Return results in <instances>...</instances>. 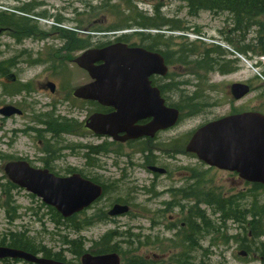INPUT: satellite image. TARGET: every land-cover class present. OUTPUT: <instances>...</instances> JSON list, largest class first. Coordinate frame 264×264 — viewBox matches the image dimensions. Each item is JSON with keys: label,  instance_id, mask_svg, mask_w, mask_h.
<instances>
[{"label": "rangeland", "instance_id": "rangeland-1", "mask_svg": "<svg viewBox=\"0 0 264 264\" xmlns=\"http://www.w3.org/2000/svg\"><path fill=\"white\" fill-rule=\"evenodd\" d=\"M157 3L158 1L147 0H0V11L25 16L32 24L34 23L33 37L37 38L25 43L29 50H22V46L14 43L13 38L8 34L0 36V68L5 65L2 61L7 59L8 70L16 74L18 83H29L31 87L29 92H22L20 95L9 91L3 93L4 85L9 84L0 76V107L12 104L21 107L24 111L21 116L14 115L7 118L0 115V239L9 238L10 233L24 234V237L32 241L33 247L38 249V255L42 256L43 252L47 251L51 254L60 252L64 260L80 264L79 258L70 252L69 244L63 243L79 239L84 243L83 249L87 250L103 235L113 231L114 234L109 239L117 248L116 252L121 257V264H134L141 258L144 259L145 264H180L178 259L182 257L186 258L187 264L259 263L261 250L264 249L262 245L264 236H253L246 221L251 206L263 205L264 189L253 186L234 172L208 168L197 163V158L192 154H183L185 143L192 132L207 121L244 111L264 114V54L258 53L260 49L257 47L259 45L256 39L257 33L251 28L245 31L244 35H240L241 43L250 44L252 49L243 54L227 42V39H231L237 45L239 39L237 33L229 31L231 21L227 13L214 15L208 11H201L198 16H190L184 2L162 0L157 15L154 10V5ZM20 7L28 9L29 15L17 10ZM115 7L125 11L120 15L113 12ZM133 7L145 16H156L155 21L158 24L163 22L160 18L171 22L159 29H139L134 25V20H131L128 22L131 24L129 27L117 31L91 32L98 28H111L124 24L122 18L127 15L134 19L136 11ZM131 8L133 12L129 11ZM57 19L60 21L57 22ZM166 27L178 29L168 30ZM55 29H60L62 34L67 32L76 34L77 36H74L76 39H89L90 46L114 42L120 35H126L127 39L118 41L129 45H149L155 41V46H160L159 49L168 54L170 63H167V75L177 81L178 86L176 90L167 92V102L180 110V118L168 133L176 136L173 137L172 142H166L161 147L167 155L173 148L180 149L182 154L172 159L166 155L161 157L160 162L169 168L171 174L167 177L160 176L154 181V190L158 192L154 199L145 191L151 183V175L142 167L130 166L126 171L127 176L123 177L121 168H124L123 163L127 160L125 155H130L132 161L140 163L141 156L135 153V149L120 147L107 138L94 137L86 130L82 133V138L76 137L77 134L68 133L62 134L61 138L53 141L50 134L41 131L45 129L41 123L52 121L57 117L56 115L67 116L69 119L74 117L77 124L71 121L73 127L80 129L82 121L94 109L89 103L77 109H73L71 103L64 99H60L61 102L57 103L56 97L39 87V84L46 81L47 76L46 63L38 62L39 53L47 51L51 43L58 44L66 39L62 34H54ZM156 35H162L161 39H157ZM180 46L191 50L185 54L188 60L198 59L206 54L209 58L217 59V65L212 70H196L192 73L191 65L177 61L180 55L176 51ZM81 51H68L69 57L73 59ZM36 53L37 55H34ZM227 61L232 62L227 65L229 71L227 68L224 72L217 70ZM59 76L61 78L55 77V80H58L61 93H68L72 88L89 80L88 75L77 68L72 61L64 63ZM236 82L250 86L249 93L240 100H234L229 92V86ZM188 103H197L198 110L192 112L185 108ZM34 117H37V122L34 121ZM84 142L88 146H102L101 148L107 153L96 154L98 156L95 162L101 165L99 168L84 166L86 151L77 150L76 156L71 155L64 160L63 157L59 160H51L53 158L49 153L56 149L57 156L64 144L73 149L77 143ZM114 151L123 155L117 157ZM61 152L72 154L64 148ZM16 158L24 159L35 167H43L44 162L48 160V165L60 175H66V166L74 168V171L83 176L96 178L105 184L106 193L92 208L85 213H79L72 222L56 224L52 207L43 203L40 198L16 185L15 188L10 186L7 189L8 179L4 174L3 166L5 162ZM192 176L193 189L187 191V194L176 196L178 210L172 209L166 212L161 225L150 230L148 213L155 212L162 202L170 199L166 192L168 188L189 184ZM198 193L202 195L218 193L225 199L232 198L233 201L226 205L234 206L235 213L225 216L215 206L202 201L197 202L195 196ZM8 197L9 202H7ZM116 199L129 204L130 211L126 215L108 217L107 210L110 203ZM11 207L16 210L13 218L6 212V209ZM181 207L183 210L181 220L188 222L187 219H190L191 223L197 224V233L190 235V241H187L185 236L190 234L188 228L181 229V235L178 237L180 246L176 249L171 248L169 253L161 251L159 248L163 246L158 241L172 235L171 231H166L164 225L170 224V214H178ZM147 209L149 211H146ZM190 209L196 214L195 217L187 214V210ZM198 211L202 216L198 217ZM73 224L80 227L79 231L71 227ZM116 232L125 236L119 237ZM146 235L157 236V238L151 237L154 245L146 244L144 238ZM241 243L249 247L246 258L237 253ZM166 244L168 246L169 243ZM0 264H27V262L9 260L0 261Z\"/></svg>", "mask_w": 264, "mask_h": 264}, {"label": "water", "instance_id": "water-1", "mask_svg": "<svg viewBox=\"0 0 264 264\" xmlns=\"http://www.w3.org/2000/svg\"><path fill=\"white\" fill-rule=\"evenodd\" d=\"M73 61L91 79L87 84L76 88L74 96L113 108L111 112L94 113L86 119V127L94 133L115 138L117 133L125 132L119 138L125 141L153 135L156 130L169 128L178 121L179 110L164 105L158 90L149 86L148 77L151 74L165 75L168 72L159 52L115 42L86 49ZM97 62L100 63L96 64ZM249 89V85L243 82L229 86L230 94L235 100L247 95ZM20 113L12 105L0 108V114L7 117ZM143 118L152 119L146 125H135ZM185 151L194 153L209 166L236 172L245 181L264 185V114L245 111L208 121L192 133ZM151 169L161 172L156 167ZM3 170L12 183L39 197L64 218L87 208L102 195L100 185L77 173L57 176L47 169L32 167L25 160L9 161L3 166ZM128 210L127 204L115 203L108 214L118 216ZM244 254L245 251L239 252V255ZM1 259H21L33 264H70L2 245ZM80 262L120 264V256L116 252L95 255L85 252L80 256Z\"/></svg>", "mask_w": 264, "mask_h": 264}, {"label": "flooded vegetation", "instance_id": "flooded-vegetation-1", "mask_svg": "<svg viewBox=\"0 0 264 264\" xmlns=\"http://www.w3.org/2000/svg\"><path fill=\"white\" fill-rule=\"evenodd\" d=\"M53 33L54 34H62L60 29H55L53 31ZM3 34H8V36H11L7 29H4V30H2L0 32V36H2ZM65 35L68 38V36H70V32H67ZM33 36L34 35H33V32H32L29 35H26L24 37L22 36L21 39H19V40H13V41H14V43H17L18 45L22 46V50H29L25 46V43H29V42H32L33 40L37 39L36 37L34 38ZM74 36H77V35L73 34V37ZM118 38L119 37H117L114 42H117ZM56 44L57 43H51V45L48 47V49H46L47 51H45L44 53L40 52L38 57H37L38 58V62H40V63L44 62V64L46 63V67H45L46 72L45 73H47L46 81L44 83L39 84L40 89L48 92L51 96L56 97L57 98V101H56L57 103L61 102V101H59L60 99H64L65 101L71 103V107L73 109H77V107L81 108L82 105H85V104L89 103V104L93 105V108H94L91 114H94V113H108V112L113 111V108L101 105L97 101L84 99V98H78V97L74 96L73 93H74L76 88H78V87H80L82 85H85V84H87L88 82L91 81L89 76H88L89 80L87 82L82 83V84L72 88L68 93H61V91H60L61 89H60L58 80H55V77H57V78L60 77L61 78V76H59V74L63 70V65H64L65 62L72 61V63H74V65H76V63L73 61L74 58L71 59L69 57L68 51H70V48H71V45H72V43L70 41H67L66 39H63L61 41V43H58L57 45ZM108 44H110V43H108ZM135 45H138V44H135ZM140 46L144 47L143 45H140ZM98 47H102V46L97 45V46H90L88 48H98ZM147 50H150V49H147ZM150 51L159 52L163 56L162 51H157V50H150ZM34 55H37V53L34 54ZM163 58H164V61H165V57L164 56H163ZM2 62L5 63V65H3L2 68H0V76L3 77L9 84V85H7V84L4 85L2 92L3 93H5V92L8 93V91H9V93H15L16 95H20L22 92H29L30 89H31L30 84L29 83H26V84L18 83V81H17L18 78H17L16 74L13 73V72H10L8 70V67H7L8 60L6 59V60H4ZM99 63L100 62H97L96 64H99ZM76 67L79 68L80 70L84 71L88 75V73L84 69L80 68L78 65H76ZM148 81H149L150 88L158 90V95H159V97L161 99H163L164 105L171 106L167 102V92L173 91L174 89L176 90V88L178 86L177 81H175L174 79H171L167 74H165V75L151 74L148 77ZM48 83H52V85H48ZM22 85H25V86L23 88H21ZM6 105H12V104H5L3 106H6ZM3 106H1V107H3ZM12 106H15V105H12ZM15 107L18 108L21 111V113L20 114H13L11 116H14V115L21 116V115L24 114V111H23V109L21 107H18V106H15ZM91 114H89L82 121V125H81L80 129L83 128V130H80L77 127H73V124H75V125L77 124V122L74 121V117L69 119V117H67V116L56 115L57 117H54L52 119V121H46V123H44V122L41 123L40 122L45 128V129H43L41 131H43V132H45L47 134H50V138L53 141L54 139L56 140V138H59V137L61 138V136H63L62 134H68V133H71L73 135L77 134L76 137L82 138L83 137L82 133H84V131L86 130L91 135H93L94 137H98L100 139L101 138H107V139H109V141H111V143H114V144H116V145H118L120 147H124L125 146V147L130 148L131 150L135 149L136 150L135 153H138L141 156V160H139L140 163H135V161H132V158H131L130 155H125L127 160H125V162L123 163L124 168H121V171L124 173L123 177L127 176L126 171L128 170L127 168H130V166L142 167L145 171H147L151 175V180H150L151 183L148 186V188L145 189V191L147 193H150V195L152 196V199H154L156 197L157 193H158V192H156L154 190V181L160 176H166L167 177V176H169L171 174V171L169 170V168L165 164L160 162L161 157L162 156L165 157V155H166V157L172 159V158H176L179 154H182V153H180L181 152L180 149H178V148L174 149L173 148L171 150V152L167 155V154H165V151H163L164 148L161 147L162 144H164L166 142H172L173 137L176 136V135H172V134L169 135L168 134L169 132H171V130L174 128L175 125L172 126V127H169V128H165V129H158V130H156L154 132L153 135H146V136H142V137H137V138L121 141V140H119V138L123 137L125 135V132L117 133L116 137L114 138V137H110V136L96 134L93 131H91L90 129H88L86 127L85 122H86V119ZM1 116L2 117H7V116H3V115H1ZM8 117H10V116H8ZM33 119H34V121L37 122V117H34ZM151 119L152 118L139 119L135 123V125H139V126L146 125V124H148L151 121ZM71 121H73L74 123L72 124ZM32 128H34V127H32ZM32 128H30V129H32ZM77 144L73 146V149L67 147L66 146L67 144H64L63 148L66 149V150H69L70 152H72V154L62 153L61 151L63 150V148L59 152L61 155L57 154V156H56V151H57L56 149H55V151L50 152L49 155L53 158L51 160H59V159H62V157H63L62 160H64V158L67 159L71 155L76 156L77 154L75 153V151H77V150L78 151H86V153L84 154V159H85L84 160V166H90V167H96V168L98 167L99 168V166H101V165L95 162L96 161L95 158H96V156H98L96 154H101V155L107 154L104 151H101V149H102L101 147L102 146H100L98 148V145H96V147L98 148L99 152H97L96 154H91V153H87L88 152V147L92 148L93 145H89L88 146L85 142L84 143H77ZM114 152H115L114 154L117 157L123 155V154H121L119 152H116V151H114ZM183 154H185V155L192 154L193 157L197 158V156L195 154H193V153H188V152L185 151ZM15 160H24V159L16 158V159H12V160H9V161H15ZM7 162H5V164ZM26 162H28V161H26ZM64 162H66V161H64ZM48 163H49V161L46 160L44 162L43 167H35V166L31 165L30 163H29V165H31L32 167H35V168L47 169L49 172H51V173H53V174H55L57 176H68V175L77 173L82 178L88 179V180L92 181L93 183L98 184V185L101 186L102 195L95 202H93L90 206H88L86 209H84L83 210L84 213H85L86 210L92 208L93 205L95 203H97L105 195V193H106V185L101 183V182H99L96 178L83 176L79 172L74 171L75 170L74 168L73 169L68 168L66 165H65L66 168H67V170L65 171L66 175H60L58 172H55L50 167V165H48ZM197 163H200V164H202V165H204V166H206L208 168H216L214 166L207 165L206 163H204L203 161L199 160L198 158H197ZM66 164L68 165V163H66ZM152 167H156V168L161 169V172H159L158 170H152L151 169ZM193 178L194 177L192 176L191 179H190L191 183H189V184L182 185L181 187H170V188L167 189L166 192H168V194L170 196V199L168 201L162 202L161 206L157 207L155 212H149L148 213V221L150 222L149 223L150 230L156 229L157 226L161 225V220L163 219V215L166 212H169L172 209L178 210L179 204H178L176 196H178L180 194H182V195L183 194H187V191L193 189L192 188V186H193L192 185L193 184ZM115 203L127 204V203L119 202L118 199L111 201L110 207L107 210V216L108 217H116V216H110L108 214V211L110 210L111 206L113 204H115ZM127 205L129 206V204H127ZM190 210L189 211L187 210V214L189 213V216L195 217L196 214L192 213V209H190ZM129 211H130V206H129L128 212ZM146 211H149V209H147ZM81 213H82V211H81ZM181 213H183L182 207H181V210H180V212L178 214H175V215H171L170 214V216H169L170 224L164 225L166 231H171L172 235L170 237L163 238L162 239L163 241L162 240L158 241V242L162 243V246H163V247L159 248L161 251H166V252L169 253V251L171 252V250H172L171 248L176 249L177 247L180 246L179 243H178V237L181 235L180 234L181 233V229H187L188 228V231L190 233L189 235H194V234L197 233L198 225L194 224V223H191L190 219H187L188 222H183L181 220ZM248 220H251L250 216L248 217L247 221ZM178 221H179V224H178ZM204 226H205V224H204ZM204 226H203V228H205ZM258 227H259L258 231L261 232L260 236L261 237L264 236L263 227H260V225ZM250 232H251V230H250ZM151 237H152V235H146L144 237L147 245H154V240L152 238H157V236L155 235L154 237H152V238ZM187 241H190V240H187ZM167 242L169 243L168 246L166 244ZM247 248H249L247 245H245L244 243H241L240 246H239L240 250L237 252L238 255H239V252L245 251L244 255H239V256H241L243 258H246L248 256V252L247 251L249 250ZM109 252H112V251H109ZM89 253L94 254L92 252H89ZM258 260H259L258 264H264V256L259 257ZM57 261H59V260H57ZM79 261H80V257H79ZM145 261H146V259H145ZM64 262H69V263L73 264V262H71V261H66L65 260ZM80 264H81V262H80Z\"/></svg>", "mask_w": 264, "mask_h": 264}, {"label": "trees", "instance_id": "trees-1", "mask_svg": "<svg viewBox=\"0 0 264 264\" xmlns=\"http://www.w3.org/2000/svg\"><path fill=\"white\" fill-rule=\"evenodd\" d=\"M147 1L148 2L158 1V3L154 5V10L156 14L159 15L158 11H159L160 5L162 4V0H147ZM179 1L185 3V7L187 8V13L190 16H198V14L201 11H208L214 15L220 14V13H227L231 21V27L229 28V31L232 33L235 32L239 36V39L237 40V45L234 43V40H231V39H227L228 40L227 42L231 44L234 47V49L240 53L246 54L248 51L252 50L250 44L241 43L242 37L240 38V35L241 34L244 35L245 31H248L249 29L254 28L257 33L256 35L257 43L259 44L257 47H259L260 49L258 53L264 54V0H179ZM133 8L136 11V8L135 7ZM133 8L129 9V11L133 12L132 11ZM17 10L24 13L25 15H29V11L25 7L17 8ZM124 11L125 10L120 11L116 7L113 9V12H117L120 15H122ZM160 19L163 22L158 24L155 21L156 16L148 17L136 11L134 19L130 18L129 15L125 16L124 19L122 18V23L124 24H119V25H116V27H111V28H98L96 30H91V32L103 33V32H108V31H117L119 29L129 27L131 24H128V22L131 20H134V25H137L139 29H150V28L159 29L160 27L166 26L165 25L166 23L168 24L169 22H171L168 19H163V18H160ZM59 21L60 20L57 19V22ZM34 28H35L34 23L32 24V22L27 17L22 16V15H16L13 12L0 11V29L9 30L10 31L9 33L14 40H19L21 39L22 36L24 37L26 35H29L32 32L34 33L35 32ZM167 29L174 30L178 28L168 27ZM163 30L165 31V29ZM63 35L65 36L66 40L72 43L70 51L83 50V49L90 47L89 39H85V40L78 39V38L76 39L73 37L71 32L68 38L65 34ZM162 35H156V38L161 39ZM125 38L127 39L126 35H121L117 40H124ZM155 44H156L155 41H153L151 44L143 45V46L150 50L161 51L159 50L160 46L159 47L155 46ZM179 48L180 49L176 51V53L180 55L177 61L191 65L192 73L196 72V70H205V71L212 70L214 69V66L217 65L216 64L218 62L217 59L209 58L208 55L206 54H203L198 59L188 60L187 55L185 54L186 52L191 51V50H189L187 47H184V46H180ZM162 54L165 57L166 63H170L168 54L166 52H162ZM231 63H232L231 61H227L222 66H219L217 70H219L220 72H224L225 69L227 68V65ZM227 71H229L228 68H227ZM24 86L25 85H22L21 88H23ZM188 104L189 105L185 106V108L187 107L192 112H196L198 110L197 103L196 104L188 103ZM44 123H46V121ZM98 148L88 147V153L96 154L97 152H99ZM101 151H105V150L101 149ZM6 186H7V189H9L10 186H12V188L16 187L15 185H13V183L11 184L9 180ZM253 186L264 189V185L259 184V183L258 184L254 183ZM185 197H191V195H187V196L185 195ZM195 197H196L195 199L197 200V202L202 201L205 204L213 205L218 211H220L225 216H230L231 214H234L236 211V208L234 206L226 205L227 203H230V201H233V199L232 198L225 199L222 197V195L218 193H205L203 195L201 193H198L196 194ZM9 201H10V198L8 197L7 202ZM119 202L126 203L125 201H121V200H119ZM51 209H52V212L54 215V221L56 224H63V222H72L73 219L77 216L76 214L62 221V217L60 216V214L53 208ZM15 211L16 210L13 207H11V209L10 208L6 209L7 214L11 218L15 216ZM248 211L249 212L247 213L248 214L247 216H250L251 220L246 221V223L250 227L251 234L255 237H259L261 235V232L258 231V228H259L258 226L262 225L264 229V203L263 205L251 206ZM82 213H84V211H82ZM199 213L200 212L198 211V217L202 216ZM71 227H75L76 231H79V228H80V227H76L75 224L71 225ZM112 234H114L113 231L106 233L100 238V240L94 242V244L90 246L89 249L87 250L83 249L84 243L82 240H79V239L65 241V243L63 244H69L70 252L73 255L77 256L78 258L85 251L92 252L94 254L105 253L109 251L116 252L117 248L115 247L114 244L110 243V239H109ZM117 236L123 237L125 235L123 233H119ZM185 239L190 240V235L185 236ZM0 245H6L12 248L22 249L32 254L38 253L37 251L38 249L33 247L32 241L24 237V234L16 235V234L10 233L9 238L3 237L2 239H0ZM262 245L264 246V243H262ZM42 256L46 258H52L54 260L65 261L64 258L61 257L60 252L51 254L50 251H47V252H43ZM261 256H264V249L261 250ZM9 260L21 261L19 259H2L0 261L8 262ZM178 262L180 264H187L185 257L178 259ZM27 264H32V263H27ZM134 264H145V262H144V259L141 258L138 261H135Z\"/></svg>", "mask_w": 264, "mask_h": 264}]
</instances>
